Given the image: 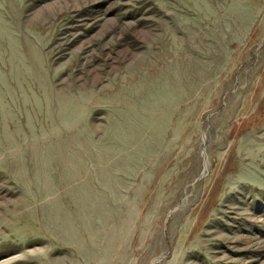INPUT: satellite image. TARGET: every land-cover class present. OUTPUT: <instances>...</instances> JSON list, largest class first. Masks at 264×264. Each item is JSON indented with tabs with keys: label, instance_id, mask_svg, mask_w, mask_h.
<instances>
[{
	"label": "rangeland",
	"instance_id": "rangeland-1",
	"mask_svg": "<svg viewBox=\"0 0 264 264\" xmlns=\"http://www.w3.org/2000/svg\"><path fill=\"white\" fill-rule=\"evenodd\" d=\"M0 264H264V0H0Z\"/></svg>",
	"mask_w": 264,
	"mask_h": 264
}]
</instances>
